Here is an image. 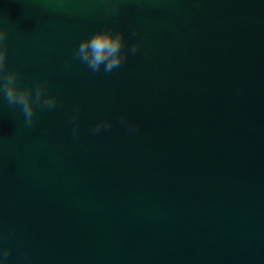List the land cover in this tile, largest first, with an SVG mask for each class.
<instances>
[{
    "label": "water",
    "instance_id": "water-1",
    "mask_svg": "<svg viewBox=\"0 0 264 264\" xmlns=\"http://www.w3.org/2000/svg\"><path fill=\"white\" fill-rule=\"evenodd\" d=\"M0 25L60 98L29 129L0 95L10 264H264V0H0ZM105 28L141 48L93 73L73 53Z\"/></svg>",
    "mask_w": 264,
    "mask_h": 264
},
{
    "label": "clouds",
    "instance_id": "clouds-1",
    "mask_svg": "<svg viewBox=\"0 0 264 264\" xmlns=\"http://www.w3.org/2000/svg\"><path fill=\"white\" fill-rule=\"evenodd\" d=\"M118 8L115 4L107 9L109 15L115 14ZM9 29L0 25V95L7 102L9 108H19L24 116V124L27 128H32L36 120L37 108L55 109L59 103L58 95L49 94L50 85L47 81L37 83L35 86H22L19 83L20 74L18 71L8 69L7 38ZM126 44L125 32L116 31L113 28H105L97 31L94 35L86 37L78 44L74 53L73 60L86 65L93 73L100 72L103 68L104 73H111L119 68L127 59L129 53L135 54L141 48V42L137 41L127 52L124 51ZM71 64L66 65L70 68ZM79 107H76L71 118L74 125L73 136L79 135ZM121 123L125 117L120 118ZM113 126L110 119L101 120L91 129L93 134L106 131ZM139 129V124H132L129 130L135 132ZM11 238L12 233H8ZM5 238V233L0 230V240ZM12 249H0V264H10L9 257ZM26 259L28 257L26 256Z\"/></svg>",
    "mask_w": 264,
    "mask_h": 264
}]
</instances>
